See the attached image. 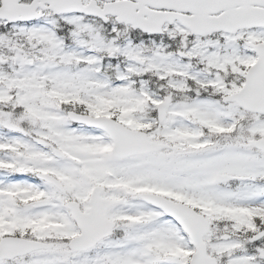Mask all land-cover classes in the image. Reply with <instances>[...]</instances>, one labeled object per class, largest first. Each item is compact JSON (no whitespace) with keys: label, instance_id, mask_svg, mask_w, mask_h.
I'll return each instance as SVG.
<instances>
[{"label":"snow or ice","instance_id":"6c2138e0","mask_svg":"<svg viewBox=\"0 0 264 264\" xmlns=\"http://www.w3.org/2000/svg\"><path fill=\"white\" fill-rule=\"evenodd\" d=\"M0 264H264V0H0Z\"/></svg>","mask_w":264,"mask_h":264}]
</instances>
